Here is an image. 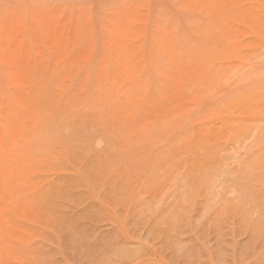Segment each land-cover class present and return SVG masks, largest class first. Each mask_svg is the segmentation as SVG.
<instances>
[{
	"label": "rangeland",
	"instance_id": "1",
	"mask_svg": "<svg viewBox=\"0 0 264 264\" xmlns=\"http://www.w3.org/2000/svg\"><path fill=\"white\" fill-rule=\"evenodd\" d=\"M0 264H264V0H0Z\"/></svg>",
	"mask_w": 264,
	"mask_h": 264
},
{
	"label": "bare ground",
	"instance_id": "2",
	"mask_svg": "<svg viewBox=\"0 0 264 264\" xmlns=\"http://www.w3.org/2000/svg\"><path fill=\"white\" fill-rule=\"evenodd\" d=\"M209 39V38H208ZM212 41V40H211ZM212 44V43H211ZM207 48H208V46H207ZM252 88V87H251ZM249 90V89H248ZM263 90V89H262ZM254 93V92H253ZM255 93H256V91H255ZM252 95V94H251ZM250 97V95H245V96H243L242 97V101H245L246 99H248ZM251 99V98H250ZM261 101V100H260ZM237 105V104H236ZM78 118V117H77ZM65 120V119H64ZM69 120V119H68ZM76 120V119H75ZM88 120V119H87ZM66 121V120H65ZM72 121H74V120H72ZM71 122V121H70ZM77 122V121H76ZM74 123V122H73ZM72 123V124H73ZM87 123V122H86ZM69 127H71V126H69ZM76 127V126H75ZM80 128V127H79ZM81 130H82V128H81ZM87 131H88V129H87ZM89 133V132H88ZM78 135V134H77ZM90 135H88V137H89ZM91 138V137H90ZM100 138V137H99ZM101 139H103V138H101ZM87 140V139H86ZM97 140H100V139H98V136H97ZM97 140H94V141H96L97 142ZM103 141V140H102ZM66 142V141H65ZM99 142V141H98ZM77 143V142H76ZM102 143V142H101ZM81 144V143H80ZM96 144V143H95ZM97 145V144H96ZM98 146V145H97ZM85 153V152H84ZM110 153V152H109ZM79 157H80V154H79ZM204 165H206V163L204 164ZM210 167V166H209ZM100 168V167H99ZM94 172V171H93ZM100 172V171H99ZM97 176V175H96ZM217 177V176H216ZM220 177V176H219ZM219 177H217V178H219ZM63 188V187H62ZM67 191V190H66ZM69 194V193H68ZM59 205V204H58ZM52 212V211H51ZM63 214V213H62ZM152 216V215H151ZM49 219V218H48ZM145 219V218H144ZM158 221V220H157ZM70 226V225H69ZM156 226V225H155ZM76 227V226H75ZM62 228V227H61ZM156 228H157V226H156ZM81 229V228H80ZM70 230V229H69ZM80 231V230H79ZM83 231V230H82ZM70 232V231H69ZM72 232H73V230H72ZM61 233H62V230H61ZM63 234V233H62ZM76 234V233H75ZM80 240V239H79ZM78 242V241H77ZM181 249V248H180ZM130 251V250H129ZM133 252V251H132ZM138 252V251H137ZM136 252V253H137ZM128 253V252H127ZM127 256H128V254H127ZM130 256V255H129ZM133 256V255H132ZM126 257V256H125Z\"/></svg>",
	"mask_w": 264,
	"mask_h": 264
}]
</instances>
